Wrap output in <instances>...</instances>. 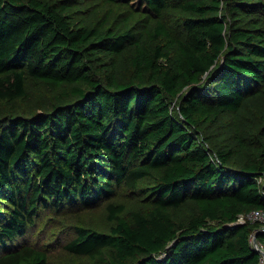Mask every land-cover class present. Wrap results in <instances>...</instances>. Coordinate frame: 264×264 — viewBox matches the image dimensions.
Returning <instances> with one entry per match:
<instances>
[{"label":"trees","instance_id":"16d2710c","mask_svg":"<svg viewBox=\"0 0 264 264\" xmlns=\"http://www.w3.org/2000/svg\"><path fill=\"white\" fill-rule=\"evenodd\" d=\"M109 198L66 264H264V0H0V264Z\"/></svg>","mask_w":264,"mask_h":264},{"label":"rangeland","instance_id":"374dc122","mask_svg":"<svg viewBox=\"0 0 264 264\" xmlns=\"http://www.w3.org/2000/svg\"><path fill=\"white\" fill-rule=\"evenodd\" d=\"M134 2H139V0H134ZM136 193H133L129 189L122 191L117 197L113 198L114 202H127L125 198L135 197ZM111 199H104L100 204L93 206L92 208L83 209L81 212L74 210L73 217L70 218L71 213L65 215L54 214V217L47 220V218H42L37 222L35 227L32 229V233H29L30 241L33 243L46 246L50 252L53 254L52 258L58 261L62 260L61 264H66L65 250L61 252L62 245L74 235L73 227L77 222L86 220L88 225L96 229L108 230L115 224L114 220H110L108 217V203ZM63 229H65L63 231ZM28 237V236H27ZM27 239V238H26ZM56 260V261H57ZM57 261V262H58ZM72 264H80L82 260L78 258H70L69 260Z\"/></svg>","mask_w":264,"mask_h":264},{"label":"built area","instance_id":"2783aa9c","mask_svg":"<svg viewBox=\"0 0 264 264\" xmlns=\"http://www.w3.org/2000/svg\"><path fill=\"white\" fill-rule=\"evenodd\" d=\"M247 219L260 220L264 226V210L255 209L248 214H241L238 218V222H245ZM255 244L257 248H263L258 242Z\"/></svg>","mask_w":264,"mask_h":264},{"label":"water","instance_id":"95a60500","mask_svg":"<svg viewBox=\"0 0 264 264\" xmlns=\"http://www.w3.org/2000/svg\"><path fill=\"white\" fill-rule=\"evenodd\" d=\"M258 241H257V239H256V237H255V243H257Z\"/></svg>","mask_w":264,"mask_h":264}]
</instances>
